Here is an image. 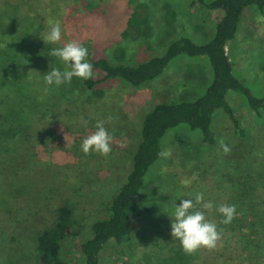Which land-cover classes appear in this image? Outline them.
<instances>
[{
    "label": "rangeland",
    "instance_id": "1",
    "mask_svg": "<svg viewBox=\"0 0 264 264\" xmlns=\"http://www.w3.org/2000/svg\"><path fill=\"white\" fill-rule=\"evenodd\" d=\"M116 1L122 6L114 3L116 11L111 17L75 14L74 23L63 24L59 43H45L39 38L35 39L38 46L29 42L35 52L22 56L20 63L26 64L30 59L28 63L34 64L26 69L31 71L27 79L33 81V90L44 91V75L52 68L63 71L62 62L49 53L71 40L89 42L91 46L85 44L96 58L133 65L162 56L168 45L182 36L197 44L207 43L220 16L193 0ZM20 17L16 16L13 23H21L19 33L28 44L32 35ZM43 25L45 36L50 24L45 21ZM20 50L21 54L27 52L23 44ZM226 50L233 75L255 96L264 97V11L259 13L252 7L244 11ZM211 76L205 57L179 56L159 79L136 87L111 78L94 90H87L81 79L75 77L71 84L51 86L44 95L54 94L58 98L52 101V106L46 97L51 102L50 108L54 107L45 116L49 124L42 123L44 118L27 134L39 160L25 165L27 156L21 153L17 158L21 166L16 167L18 177L12 181L13 185H8L9 177L0 178V264H36L37 235L49 226L50 211L57 206L48 200L53 195L57 202H68L74 211L75 235L62 243L60 258L67 264H82L79 243L90 237L92 222L108 217V205L130 171L145 116L157 104L190 101L204 94ZM226 100L240 118L247 138H236L218 114L220 118L212 125L221 152L214 160L216 148L203 146L199 131H190L185 125L168 131L162 140L163 150H171L172 155L160 158L149 169L145 186L140 190V202L150 207L151 212L135 221L131 245L106 246L100 264H185L188 254L180 245L172 251L151 254L154 245L165 238L168 214L175 199L194 201L195 194L202 192L205 201L216 198L220 202L226 188L241 187L240 178L248 171L249 159L264 163V116L250 114L246 101L238 93L228 92ZM81 118L87 121L86 126ZM100 120L106 121L105 127L113 137V151L107 157L94 152L85 155L80 147L82 139L96 130ZM51 131L54 139H50ZM221 138L230 148L228 154L218 143ZM208 152L211 154L207 155ZM203 161L208 163L201 165ZM19 182H25V188L19 187ZM194 182L199 186L193 188ZM13 199L18 204H13V212L19 227L7 220L9 201ZM44 201L50 205L45 206ZM250 264H264V260L253 257Z\"/></svg>",
    "mask_w": 264,
    "mask_h": 264
},
{
    "label": "trees",
    "instance_id": "2",
    "mask_svg": "<svg viewBox=\"0 0 264 264\" xmlns=\"http://www.w3.org/2000/svg\"><path fill=\"white\" fill-rule=\"evenodd\" d=\"M193 2L210 13L218 12L220 15L214 24L213 36L207 43L197 44L189 37L182 36L172 41L162 56L133 65L96 58L93 50L87 45L89 42L81 43L88 49L87 59L95 73V78L80 81L87 90H94L111 78H118L134 87L150 83L164 75L169 63L179 56L205 57L212 74L211 82L204 94L190 101L157 104L145 116L140 141L132 156L130 171L108 205V217L92 222L90 237L79 243L82 264H100L106 246L131 245L136 233L135 221L151 212L150 207L140 202L142 192L140 190L145 186L144 180L149 169L160 159L158 153L163 151L164 137L168 131L180 125H185L190 131H199L200 143L205 147L216 148L215 160L221 152L217 149L218 134L213 127L218 118L222 117L221 120L226 122L236 138H247V131L242 126L240 118L226 100L228 92L240 94L246 101L250 114L259 118L264 116V97L255 96L233 75L232 63L226 50L236 35L244 11L252 7L262 13L264 0H193ZM114 3L122 6V3L116 0H0V178L9 177L8 185H13L12 181L18 177L16 167L19 168L21 163L17 158H20L21 153L27 156L28 161L25 165L38 159L34 144L27 134L38 121L52 113L54 107L50 108V103L58 98L54 94L44 95L43 90L36 92L31 85L33 81L27 79L31 71L26 69L28 65L34 64L28 63L30 59L23 65L20 61L22 56L35 52V48L29 42H34L38 46L35 39L42 40L44 37L45 21L49 24L59 22L62 32L63 24L73 22L75 14L113 16L116 11ZM16 16H21L20 18L26 21L27 32L32 35L28 44L19 33L21 23L17 22V25L13 23L17 19ZM6 44L7 46H4ZM20 44L27 48L24 54L20 52L22 51ZM42 123L49 124L47 118ZM53 133L50 132V139L55 138ZM210 154L208 152L207 155ZM204 162L200 164L208 163ZM248 162V171L240 178L242 181L240 188L232 186L226 188L220 195L221 203L216 198L208 199L213 203V209L205 211L206 218L215 223L218 230H222V239L218 242L217 248L200 249L194 253L195 255H187L185 264H250L253 257L264 260V163H254L251 159ZM25 184L19 182V187L23 186V189ZM197 186L199 184L194 182L192 187ZM22 189L21 194H24ZM54 196L48 198L57 205L50 211L47 223L49 226L36 238V264H67L60 258V249L64 241L75 235L72 207L68 202H57ZM176 199L168 214L165 238L154 245L152 255L164 250L172 251L180 245V242L171 236V216L175 205L180 204ZM14 203L17 204L15 199L9 201L10 207L6 214L7 220L16 226ZM44 203L45 206L50 205L49 201ZM222 203L236 206L235 218L228 225L220 223L223 217L216 211Z\"/></svg>",
    "mask_w": 264,
    "mask_h": 264
},
{
    "label": "clouds",
    "instance_id": "3",
    "mask_svg": "<svg viewBox=\"0 0 264 264\" xmlns=\"http://www.w3.org/2000/svg\"><path fill=\"white\" fill-rule=\"evenodd\" d=\"M61 25L59 22H50V31L41 38L45 43L56 44L61 40ZM4 46H7L4 45ZM57 57L63 64V71L60 68H52L44 75V91L47 92L53 85L59 87L63 84H71L73 78L81 80L92 79L95 75L92 64L88 61V49L79 41L71 40L62 47L54 48L49 53ZM112 117L107 122H111ZM86 126L87 121L81 118ZM105 120L96 123V130L84 137L80 145L83 153L88 155L91 152L107 157L112 151V135L105 127ZM218 143L224 154L230 152V148L224 140L219 139ZM171 150H163L158 153L160 158H170ZM199 205V209L196 206ZM213 203L204 200L202 192L195 194V200L183 199L178 206L175 205L172 214L171 236L180 242L185 254L192 255L200 249L214 250L222 239V230H218L215 223L206 218L205 211H211ZM216 211L223 217L221 224L228 225L236 215V206L221 204Z\"/></svg>",
    "mask_w": 264,
    "mask_h": 264
}]
</instances>
